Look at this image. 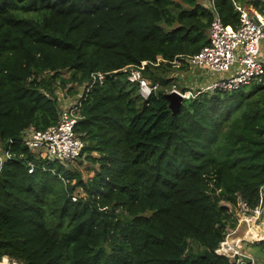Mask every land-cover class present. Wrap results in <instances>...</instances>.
I'll return each instance as SVG.
<instances>
[{
	"label": "trees",
	"instance_id": "1",
	"mask_svg": "<svg viewBox=\"0 0 264 264\" xmlns=\"http://www.w3.org/2000/svg\"><path fill=\"white\" fill-rule=\"evenodd\" d=\"M210 1L233 27L236 3L264 14V0ZM213 18L199 0H0V147L13 152L0 261L238 264L218 249L240 202L264 209V82L186 97L177 113L166 96L174 61L189 69ZM143 62L160 84L147 99L122 71ZM99 71L80 98L77 162L14 139L58 123L59 90L77 98Z\"/></svg>",
	"mask_w": 264,
	"mask_h": 264
},
{
	"label": "built area",
	"instance_id": "2",
	"mask_svg": "<svg viewBox=\"0 0 264 264\" xmlns=\"http://www.w3.org/2000/svg\"><path fill=\"white\" fill-rule=\"evenodd\" d=\"M209 6L214 11V18L209 29L210 42L200 51L185 58L189 68L199 72L197 76L203 82L198 88L189 86L190 90L184 91L180 87L172 89L182 94L184 98L205 91L235 90L255 82H264V14L236 3L237 9L241 12V24L239 27H233L224 23L214 6V1H210ZM161 60L163 58L159 56L156 64H159ZM183 62V60H175L174 65L181 67ZM145 66L146 62H143L141 66L129 65L122 71L127 74L131 82L138 85L140 94L147 99L160 84L154 83L143 75L142 70ZM204 72L210 75H205ZM106 74L100 71L92 73V81L88 87L84 86L77 98L62 104L58 123L46 129H26L22 136L27 146L43 157L48 156L65 163L77 162L85 147V141L75 130L81 116L80 98L96 82H103ZM195 89L197 91H193ZM12 157L13 152L10 148L0 147V171ZM242 206L247 210L248 206L245 202H242ZM254 211L261 213L259 207ZM225 241L226 239L221 243L218 252L229 256L238 264L244 261L243 258L239 259V255L231 256L227 252L232 246Z\"/></svg>",
	"mask_w": 264,
	"mask_h": 264
},
{
	"label": "rangeland",
	"instance_id": "3",
	"mask_svg": "<svg viewBox=\"0 0 264 264\" xmlns=\"http://www.w3.org/2000/svg\"><path fill=\"white\" fill-rule=\"evenodd\" d=\"M199 1L206 6L210 5V0ZM195 72L196 71H192L190 68H182L173 65V70L169 74L172 80L170 82V85L166 88H168V91L171 92L173 88H179L180 86H185L188 89L190 88L189 86L198 88L203 80H201L197 76L199 72ZM204 73L205 75H210L209 73ZM59 95L62 104H67L76 97L73 94H67V92L64 90H59ZM85 165L86 164L82 165L81 168L85 169ZM235 210L237 216V226L235 228H230L227 232L225 242H227L226 244L230 243L232 246L231 249L227 250V252L231 254V256H234L235 254L239 255V259L243 258L247 263L248 261L246 260V258L251 260V264H264V209L261 210V213H247L246 209L242 207V204L240 202ZM2 263L18 264L16 261L11 260L9 257H4L0 261V264Z\"/></svg>",
	"mask_w": 264,
	"mask_h": 264
},
{
	"label": "water",
	"instance_id": "4",
	"mask_svg": "<svg viewBox=\"0 0 264 264\" xmlns=\"http://www.w3.org/2000/svg\"><path fill=\"white\" fill-rule=\"evenodd\" d=\"M167 98L170 101V108L173 110L174 113H177L181 110V107L184 104V97L182 96V94H180L177 91H172L167 93ZM14 139H18V140H23V136H17ZM225 207H227L228 205H224ZM240 264H248L247 262H241Z\"/></svg>",
	"mask_w": 264,
	"mask_h": 264
},
{
	"label": "crops",
	"instance_id": "5",
	"mask_svg": "<svg viewBox=\"0 0 264 264\" xmlns=\"http://www.w3.org/2000/svg\"><path fill=\"white\" fill-rule=\"evenodd\" d=\"M249 8H251L252 10H254L255 11V9L253 8V7H249ZM257 11V10H256Z\"/></svg>",
	"mask_w": 264,
	"mask_h": 264
},
{
	"label": "bare ground",
	"instance_id": "6",
	"mask_svg": "<svg viewBox=\"0 0 264 264\" xmlns=\"http://www.w3.org/2000/svg\"><path fill=\"white\" fill-rule=\"evenodd\" d=\"M237 243V242H236ZM3 262V261H2ZM3 264V263H2Z\"/></svg>",
	"mask_w": 264,
	"mask_h": 264
}]
</instances>
